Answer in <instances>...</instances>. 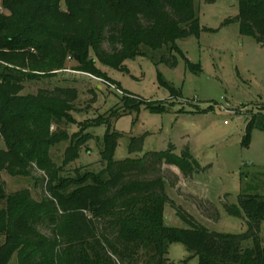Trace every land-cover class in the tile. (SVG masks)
Returning a JSON list of instances; mask_svg holds the SVG:
<instances>
[{
  "label": "trees",
  "instance_id": "obj_1",
  "mask_svg": "<svg viewBox=\"0 0 264 264\" xmlns=\"http://www.w3.org/2000/svg\"><path fill=\"white\" fill-rule=\"evenodd\" d=\"M239 1L240 14L226 24L238 22L243 34L264 46V0ZM4 6L11 16L0 14V62L7 64L0 63V141L5 144L0 149V264H10L14 255L18 264H170L173 243L183 244L190 254L183 264L194 258L199 264H264V196L242 194L238 205L225 206L227 214L245 222L244 234L211 232L181 208L177 215L190 228H176L166 224V207L175 203L162 170L169 165L184 176L193 174L199 164L190 153L177 156L171 146L139 157L140 137L131 139L129 147L135 159L114 160L123 135L113 132L111 122L140 109L128 103L131 97L123 98L124 107L112 111V119L96 121L108 126L103 143L99 140L102 170L80 168L74 175H63L65 168L94 136L75 135L59 167L50 152L69 137L51 128L75 111L78 90L57 87L20 97L30 78L26 71L55 76L70 59L78 71L102 78L90 49L117 70L142 56L143 46L177 50L178 40L204 30L195 0H5ZM163 62L177 66L173 54ZM254 128L264 131V110L248 121V132ZM34 171L43 173L37 178L41 200L29 189L7 193L3 172L28 178Z\"/></svg>",
  "mask_w": 264,
  "mask_h": 264
},
{
  "label": "rangeland",
  "instance_id": "obj_2",
  "mask_svg": "<svg viewBox=\"0 0 264 264\" xmlns=\"http://www.w3.org/2000/svg\"><path fill=\"white\" fill-rule=\"evenodd\" d=\"M4 1L0 0V14L9 17ZM62 9L66 10L64 3ZM195 10L204 30L199 36L178 40L177 50L143 46L142 56L127 60L124 69L117 70L101 63L90 49L89 58L95 60L102 78L78 71V63L70 59L66 70L55 76L26 71L30 78L20 97L57 87L78 90L75 111L51 128L52 133L65 131L69 137L51 149L52 160L64 165L65 153L78 133L94 139L82 147L79 159L63 175H74L80 168L102 170L99 140L102 144L108 126L105 120L96 121L110 118L112 111L124 107L123 98L131 97L128 103L140 104V109H131L118 120L110 118L113 132L123 135L114 160L135 159L129 147L131 139L140 137L144 142L139 157L166 152L171 146L177 156L189 152L199 164L193 174L184 176L178 168L163 165L167 194L175 203L166 207V224L190 228L177 215L181 208L211 232L241 235L247 231L245 222L227 214L225 206L238 205L242 194L264 196V131L247 130L248 121L264 110V46L243 34L238 22L226 24L240 14L239 0H195ZM105 48L110 49L108 44ZM171 54L177 60L175 68L163 62ZM150 106L166 110L155 113ZM0 149L5 150L3 141ZM32 175L15 178L3 172L1 178L8 194L29 189L34 199L41 200L37 178L43 173ZM261 237L264 240V223ZM3 242L0 238V246ZM189 257L183 244L170 246V264H183ZM10 264H18L17 255Z\"/></svg>",
  "mask_w": 264,
  "mask_h": 264
},
{
  "label": "built area",
  "instance_id": "obj_3",
  "mask_svg": "<svg viewBox=\"0 0 264 264\" xmlns=\"http://www.w3.org/2000/svg\"><path fill=\"white\" fill-rule=\"evenodd\" d=\"M98 79V78H97ZM99 80V79H98ZM53 129V128H52Z\"/></svg>",
  "mask_w": 264,
  "mask_h": 264
}]
</instances>
